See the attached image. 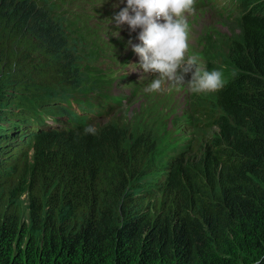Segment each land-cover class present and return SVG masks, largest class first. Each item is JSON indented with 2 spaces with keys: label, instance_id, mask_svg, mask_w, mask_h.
Listing matches in <instances>:
<instances>
[{
  "label": "trees",
  "instance_id": "obj_1",
  "mask_svg": "<svg viewBox=\"0 0 264 264\" xmlns=\"http://www.w3.org/2000/svg\"><path fill=\"white\" fill-rule=\"evenodd\" d=\"M72 1L0 0V264H264V0L233 1L232 77L163 170L146 130L43 125L115 45L112 9Z\"/></svg>",
  "mask_w": 264,
  "mask_h": 264
},
{
  "label": "rangeland",
  "instance_id": "obj_2",
  "mask_svg": "<svg viewBox=\"0 0 264 264\" xmlns=\"http://www.w3.org/2000/svg\"><path fill=\"white\" fill-rule=\"evenodd\" d=\"M231 1L221 0L215 8L209 5L206 11L184 14L189 44L185 57H196L203 69L222 71L224 83L232 77L227 68L228 43L238 39L241 32L239 22L223 17L225 10L220 9L225 5L231 6ZM255 1L244 0V3L247 5ZM72 2L75 5L81 3L80 0ZM82 5L88 6L87 1L82 0ZM105 29L108 30H102L101 36L110 34L115 45L105 50V42H101L100 51L94 53L95 58L83 66V84L74 89H58L55 95L109 100L114 107L112 115L104 120L86 123L83 129L88 125L104 126L111 121L115 126L129 131L142 133L146 130L158 142L156 165L163 170L171 158L184 151L189 142L198 137L196 125L200 112L197 108L208 104L213 93L193 94L186 89H172L167 85L159 92L145 93L143 89L153 77L145 75L142 69L135 66L139 65L140 57L128 47L129 40L140 43L137 39L139 33L132 32L127 25L118 29L114 21L105 22ZM39 98L34 96L36 100ZM40 104L59 107L57 100L47 94Z\"/></svg>",
  "mask_w": 264,
  "mask_h": 264
},
{
  "label": "clouds",
  "instance_id": "obj_3",
  "mask_svg": "<svg viewBox=\"0 0 264 264\" xmlns=\"http://www.w3.org/2000/svg\"><path fill=\"white\" fill-rule=\"evenodd\" d=\"M193 11L194 0H126V6L110 20L118 29L123 25L132 32L141 29L137 37L140 43L129 40L128 47L140 57L135 66L153 77L144 87L145 93L159 92L165 85L193 94L213 93L224 86L222 71L203 69L196 57H185L189 44L184 14ZM83 132L96 135L97 128L88 125Z\"/></svg>",
  "mask_w": 264,
  "mask_h": 264
},
{
  "label": "bare ground",
  "instance_id": "obj_4",
  "mask_svg": "<svg viewBox=\"0 0 264 264\" xmlns=\"http://www.w3.org/2000/svg\"><path fill=\"white\" fill-rule=\"evenodd\" d=\"M82 13H83V11H82ZM106 20V19H105ZM108 20V19H107ZM117 110V109H116ZM197 119V118H196Z\"/></svg>",
  "mask_w": 264,
  "mask_h": 264
}]
</instances>
